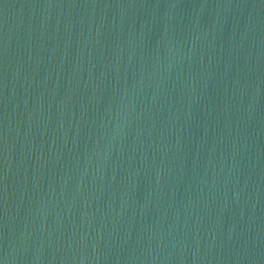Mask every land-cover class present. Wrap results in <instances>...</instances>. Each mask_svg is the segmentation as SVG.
Segmentation results:
<instances>
[{"label":"water","instance_id":"obj_1","mask_svg":"<svg viewBox=\"0 0 264 264\" xmlns=\"http://www.w3.org/2000/svg\"><path fill=\"white\" fill-rule=\"evenodd\" d=\"M0 264H264V0H0Z\"/></svg>","mask_w":264,"mask_h":264}]
</instances>
